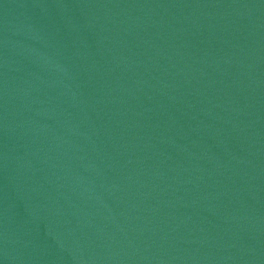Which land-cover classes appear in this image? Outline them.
<instances>
[{
  "label": "water",
  "instance_id": "95a60500",
  "mask_svg": "<svg viewBox=\"0 0 264 264\" xmlns=\"http://www.w3.org/2000/svg\"><path fill=\"white\" fill-rule=\"evenodd\" d=\"M0 264H264V0H0Z\"/></svg>",
  "mask_w": 264,
  "mask_h": 264
}]
</instances>
